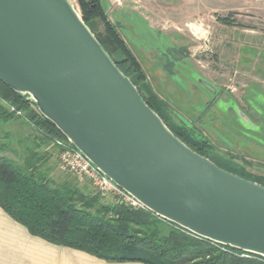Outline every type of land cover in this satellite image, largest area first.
Listing matches in <instances>:
<instances>
[{
  "label": "water",
  "instance_id": "1",
  "mask_svg": "<svg viewBox=\"0 0 264 264\" xmlns=\"http://www.w3.org/2000/svg\"><path fill=\"white\" fill-rule=\"evenodd\" d=\"M0 80L144 209L196 237L264 258V186L178 139L71 0H0Z\"/></svg>",
  "mask_w": 264,
  "mask_h": 264
},
{
  "label": "trees",
  "instance_id": "2",
  "mask_svg": "<svg viewBox=\"0 0 264 264\" xmlns=\"http://www.w3.org/2000/svg\"><path fill=\"white\" fill-rule=\"evenodd\" d=\"M72 2L120 71L178 139L218 167L264 186V176L248 172L244 163L214 155L209 143L166 123L157 98L144 95L145 75L108 21L100 0ZM97 23L102 30L95 33ZM56 140L66 139L27 96L0 80V208L30 235L108 263L264 264L260 256L196 237L144 208L114 198L105 202L92 188L80 186L75 177L55 181L49 161L54 155L58 160Z\"/></svg>",
  "mask_w": 264,
  "mask_h": 264
},
{
  "label": "rangeland",
  "instance_id": "3",
  "mask_svg": "<svg viewBox=\"0 0 264 264\" xmlns=\"http://www.w3.org/2000/svg\"><path fill=\"white\" fill-rule=\"evenodd\" d=\"M100 2L145 75L144 95L157 98L165 122L264 176V0ZM101 30L97 23L94 32ZM49 164L55 181L75 177L91 189L61 170L56 155Z\"/></svg>",
  "mask_w": 264,
  "mask_h": 264
},
{
  "label": "crops",
  "instance_id": "4",
  "mask_svg": "<svg viewBox=\"0 0 264 264\" xmlns=\"http://www.w3.org/2000/svg\"><path fill=\"white\" fill-rule=\"evenodd\" d=\"M208 82V81H207ZM0 264H142L108 263L75 249L32 236L0 208Z\"/></svg>",
  "mask_w": 264,
  "mask_h": 264
},
{
  "label": "built area",
  "instance_id": "5",
  "mask_svg": "<svg viewBox=\"0 0 264 264\" xmlns=\"http://www.w3.org/2000/svg\"><path fill=\"white\" fill-rule=\"evenodd\" d=\"M55 145L59 148L58 165L61 170L84 179L96 193L103 197L110 196L124 205L143 208L134 198L103 175L67 140H56Z\"/></svg>",
  "mask_w": 264,
  "mask_h": 264
}]
</instances>
